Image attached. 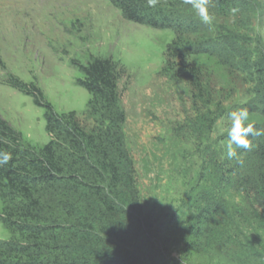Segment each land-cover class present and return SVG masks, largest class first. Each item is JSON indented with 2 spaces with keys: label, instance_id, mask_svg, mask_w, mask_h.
<instances>
[{
  "label": "rangeland",
  "instance_id": "1",
  "mask_svg": "<svg viewBox=\"0 0 264 264\" xmlns=\"http://www.w3.org/2000/svg\"><path fill=\"white\" fill-rule=\"evenodd\" d=\"M235 2L238 11L233 15L222 13L210 0L208 11L214 21L209 26L182 0L183 8L171 22L181 28L178 31L130 21L109 0H0V115L33 145L51 139L44 108L11 85L17 79L35 84L56 111L73 110L90 124L86 112L90 93L78 84L79 64L92 57L112 58L142 203L147 213L157 216L156 226L176 231L171 249L180 256L177 247L192 230L195 223L188 221L198 210L187 199L205 191L200 201L206 206L203 196L208 197L207 189L219 179L212 163L228 159L230 113L247 109L245 124L256 123L260 114L248 58L240 54H251L258 43L264 47V0ZM229 29L249 35L246 52L242 41L232 42ZM178 38L182 44L172 46ZM183 43L187 50L182 59L177 55ZM184 64L186 70H181ZM219 109L223 115L201 134L198 118L211 111L215 117ZM233 165H223L224 171ZM251 202L256 201L246 191H234L207 236L204 254L194 264L250 262L249 236H264L263 220L248 223ZM256 207L262 209L258 203ZM2 211L0 198V216ZM11 237L0 218V239Z\"/></svg>",
  "mask_w": 264,
  "mask_h": 264
},
{
  "label": "trees",
  "instance_id": "2",
  "mask_svg": "<svg viewBox=\"0 0 264 264\" xmlns=\"http://www.w3.org/2000/svg\"><path fill=\"white\" fill-rule=\"evenodd\" d=\"M109 1L130 21L181 29L171 22L183 8L182 0H159L154 8L147 0ZM212 2L224 14L237 5L235 0ZM227 35H232L233 43L242 41L244 52L250 47L249 41L245 42L249 35L232 29ZM178 40L172 46L182 44ZM186 50L183 43L177 56L183 59L181 54ZM240 56L248 58L249 73L261 101L258 120L250 124L264 129V47L258 43L251 54ZM185 66L181 70H186ZM79 70L82 76L78 84L90 93L86 110L90 124L83 123L73 110L56 111L35 84L11 81L13 87L31 95L35 104L44 108L51 139L44 145H33L0 115V152L12 156L7 164L0 165V218L12 232L10 239H0V264H194L193 260L204 254L207 236L223 204L229 206L234 191H246L248 198L262 207L260 210L251 202L254 207L249 210L252 219L248 223L264 221V135H249L252 149H236L239 159L222 162L224 166L234 164L226 172L222 164L211 162L219 179L207 189L208 197L203 196L207 205L200 201L205 191L187 199L198 207L188 221L195 224L177 247L180 256L174 255L171 247L177 241L176 231L156 226L157 216L147 213L142 203L113 59L92 57L88 63L79 64ZM219 110L215 117L211 111L198 118L201 134L205 135L204 130L223 115V109ZM234 209L244 213L239 207ZM247 243L251 260L245 264H264L263 234H251Z\"/></svg>",
  "mask_w": 264,
  "mask_h": 264
},
{
  "label": "clouds",
  "instance_id": "3",
  "mask_svg": "<svg viewBox=\"0 0 264 264\" xmlns=\"http://www.w3.org/2000/svg\"><path fill=\"white\" fill-rule=\"evenodd\" d=\"M159 0H147L149 7H156ZM184 4L190 5L194 9L200 21L205 25L211 26L214 21V16L208 11L210 0H183ZM234 15L238 10L233 8L230 10ZM231 128L229 130V143L227 145V157L229 159L237 158L236 148L251 150L253 145L247 137L264 135V129H257L252 124H245L249 119L247 109H241L230 113ZM235 145V148L233 147ZM12 159L11 153L0 152V165L7 164Z\"/></svg>",
  "mask_w": 264,
  "mask_h": 264
}]
</instances>
